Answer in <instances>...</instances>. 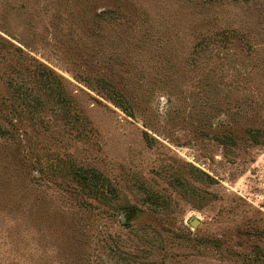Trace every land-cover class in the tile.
Returning a JSON list of instances; mask_svg holds the SVG:
<instances>
[{
	"label": "rangeland",
	"instance_id": "374dc122",
	"mask_svg": "<svg viewBox=\"0 0 264 264\" xmlns=\"http://www.w3.org/2000/svg\"><path fill=\"white\" fill-rule=\"evenodd\" d=\"M0 127V264H264V0H0Z\"/></svg>",
	"mask_w": 264,
	"mask_h": 264
},
{
	"label": "trees",
	"instance_id": "16d2710c",
	"mask_svg": "<svg viewBox=\"0 0 264 264\" xmlns=\"http://www.w3.org/2000/svg\"><path fill=\"white\" fill-rule=\"evenodd\" d=\"M112 93V95H114V97L116 98V99H118V100H120V98H121V96L119 95V94H117L116 92H111ZM121 101V100H120ZM122 103V102H121ZM125 110L124 111H126V113L128 114V115H132V113L130 112V110H129V108H124ZM7 130H4L3 129V127H0V136H6L7 134V132H6ZM82 177H83V179H84V183H87L88 182V180H90V181H92L93 182V184L95 183L97 186H98V182H99V179H100V176L97 174V173H93L92 175H90V176H83V175H81ZM104 183V182H103ZM93 184H91V185H93ZM95 186V185H94ZM96 189H99V188H97L96 187Z\"/></svg>",
	"mask_w": 264,
	"mask_h": 264
},
{
	"label": "water",
	"instance_id": "95a60500",
	"mask_svg": "<svg viewBox=\"0 0 264 264\" xmlns=\"http://www.w3.org/2000/svg\"><path fill=\"white\" fill-rule=\"evenodd\" d=\"M191 224H192V226H197L199 224V220L194 219V220H192Z\"/></svg>",
	"mask_w": 264,
	"mask_h": 264
}]
</instances>
